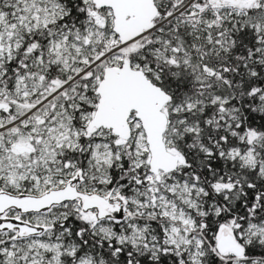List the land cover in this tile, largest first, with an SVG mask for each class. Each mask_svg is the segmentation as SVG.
<instances>
[{
    "label": "snow or ice",
    "instance_id": "6c2138e0",
    "mask_svg": "<svg viewBox=\"0 0 264 264\" xmlns=\"http://www.w3.org/2000/svg\"><path fill=\"white\" fill-rule=\"evenodd\" d=\"M0 264H264V0H0Z\"/></svg>",
    "mask_w": 264,
    "mask_h": 264
}]
</instances>
